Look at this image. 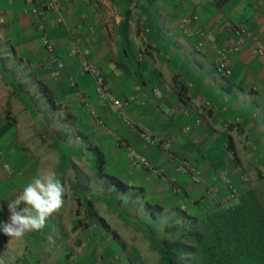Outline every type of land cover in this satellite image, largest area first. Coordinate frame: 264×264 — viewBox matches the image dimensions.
I'll return each mask as SVG.
<instances>
[{"label":"crops","instance_id":"crops-1","mask_svg":"<svg viewBox=\"0 0 264 264\" xmlns=\"http://www.w3.org/2000/svg\"><path fill=\"white\" fill-rule=\"evenodd\" d=\"M60 1L61 22L56 24L55 16L49 15L44 23V35L55 49L53 58L41 45L35 19L23 15L24 0H0V46L10 62L16 65L17 58L24 59L46 78L55 74L56 63L64 65L51 88L71 107L84 135L91 142L98 140L111 174L139 188L148 200L166 210L189 205L194 214L217 202L209 194L212 189L219 190V198L227 195L225 175L232 177L236 188L243 186L237 180L238 169L226 154L228 150L244 152L241 135L248 139V151L264 154V57L252 55V42L245 40L240 51L230 56L232 74L224 79L215 73L216 47L235 41L224 20L246 25L264 45V0ZM182 18L191 19L186 30L180 28ZM76 35L83 39L78 48H89L87 61L98 67L111 94L120 100L135 98L120 114L102 106L95 78L83 74L81 60L70 53ZM199 42L203 47L197 50ZM70 78L75 87L69 85ZM2 92L6 106L12 95L4 88ZM78 93L86 97L106 130L89 121ZM120 116L134 125L142 124L154 138L167 140L177 162L189 161L197 168L201 183H192L184 171L176 170L161 147L145 146L138 129L125 125ZM119 139L165 176L174 178L182 195H174L162 178L135 167ZM21 149L11 122L0 119V154L6 155L11 168L20 164V169L35 168L34 162L22 157ZM3 186L12 185L0 182V202L4 204L0 221H7Z\"/></svg>","mask_w":264,"mask_h":264},{"label":"rangeland","instance_id":"rangeland-1","mask_svg":"<svg viewBox=\"0 0 264 264\" xmlns=\"http://www.w3.org/2000/svg\"><path fill=\"white\" fill-rule=\"evenodd\" d=\"M2 34L0 30V40ZM6 55L0 46V119L11 122L22 157L34 162L35 168L20 169V164L7 175L3 166L8 161L1 153L0 182L12 185L3 186L1 194L9 201L34 177L54 172L65 188V197L62 208L49 217L43 230L12 240L0 234V264H161L158 247L166 219H147L141 203L152 202L139 188L128 186V191L114 194V188L95 172L98 140L91 142L76 125L71 107L51 88L52 72L46 78L31 63L17 58L15 65ZM3 88L12 95L6 106ZM88 115L95 128H100ZM240 142L244 152L234 153L232 161L238 169L237 180L244 189L264 188V154L248 151L247 137L241 135ZM103 172L111 174L112 170L106 164ZM240 177H245V183ZM241 187L239 192L244 190ZM212 198L221 203L222 197ZM173 208L166 210L167 215ZM184 210L192 213L189 205Z\"/></svg>","mask_w":264,"mask_h":264},{"label":"trees","instance_id":"trees-1","mask_svg":"<svg viewBox=\"0 0 264 264\" xmlns=\"http://www.w3.org/2000/svg\"><path fill=\"white\" fill-rule=\"evenodd\" d=\"M95 154V172L114 194L128 191L129 185L103 172L105 159L98 150ZM141 207L147 219H166L158 247L161 264H264V188H246L197 214L175 207L167 215L162 206L148 201Z\"/></svg>","mask_w":264,"mask_h":264},{"label":"built area","instance_id":"built-area-1","mask_svg":"<svg viewBox=\"0 0 264 264\" xmlns=\"http://www.w3.org/2000/svg\"><path fill=\"white\" fill-rule=\"evenodd\" d=\"M25 7L22 9V13L25 16H30L35 19L36 28L41 34L40 41L43 46L46 54L53 58L55 55V49L51 41L44 35V23L49 15L55 16V23H60V12L62 9V2L60 0H41L37 2V0H24ZM198 17L193 16L192 20L197 21ZM191 19L182 18L179 21L180 28L186 30ZM224 27L228 31H230L234 37L235 41L225 46L216 47L217 51V60L215 63V73L221 77H230L232 71L229 67V58L231 55L236 54L242 48V45L245 40H249L252 42L251 53L255 57H264V45L262 42L252 33V31L246 25H237L231 22L230 20H224ZM202 35V34H201ZM83 39L80 36H75L69 45V51L72 55L78 57L81 60V72L83 74L89 75L95 78L96 89L98 101L102 104V106L108 111H116L118 114L125 108H127L131 103L135 101L134 97H130L126 100H120L114 97L109 89V86L104 82L103 78L100 75V70L95 65L90 64L87 61L88 56L90 55L89 48L79 49V45L82 44ZM203 47V42H199L197 45V50H200ZM64 65L60 62L56 63V72L54 74V78L58 76V73L62 71ZM69 85L71 87H75L76 83L74 79H69ZM158 91L155 89V92ZM79 101L82 103L83 107L87 110V112L92 116V118L97 120L98 125L106 130L103 122L97 118L96 111L90 106L88 100L83 95H78ZM123 123L128 126H135L138 129L140 138L143 143L147 147H161L164 152V157L172 162V165L178 171H184L190 178L191 182L194 184H200L201 178L197 168L190 163L189 161H176V158L171 150L170 143L167 140L154 138L147 128L142 124L134 125L132 121L127 118H123L120 116ZM200 120L196 119L195 124H199ZM189 130V127L186 128ZM120 146L125 149L126 156L128 160L135 166L140 169H143L150 174L160 177L163 179L167 188H169L175 195H182L181 188L176 184L174 178H168L164 175V171L156 168L151 162H149L143 155L135 152L131 149L124 141L118 140ZM227 159L231 162L233 161V153L228 150L226 154ZM3 170L7 175H10L12 172V168L9 164H4ZM241 181L245 183V177H240ZM224 185L228 191L227 195L221 199V203H226L229 200L235 198L239 191L236 188L230 177L227 175L223 178ZM218 189H212L209 194L212 196L218 195ZM216 200V199H215Z\"/></svg>","mask_w":264,"mask_h":264},{"label":"clouds","instance_id":"clouds-1","mask_svg":"<svg viewBox=\"0 0 264 264\" xmlns=\"http://www.w3.org/2000/svg\"><path fill=\"white\" fill-rule=\"evenodd\" d=\"M64 197L65 188L54 172L34 177L7 202L9 217L0 221V232L12 240L29 231L43 230L49 217L62 208Z\"/></svg>","mask_w":264,"mask_h":264}]
</instances>
